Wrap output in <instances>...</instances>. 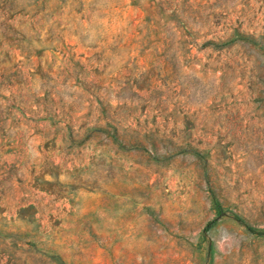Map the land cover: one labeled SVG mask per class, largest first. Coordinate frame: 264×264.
<instances>
[{
  "label": "rangeland",
  "instance_id": "374dc122",
  "mask_svg": "<svg viewBox=\"0 0 264 264\" xmlns=\"http://www.w3.org/2000/svg\"><path fill=\"white\" fill-rule=\"evenodd\" d=\"M0 264H264V0H0Z\"/></svg>",
  "mask_w": 264,
  "mask_h": 264
}]
</instances>
